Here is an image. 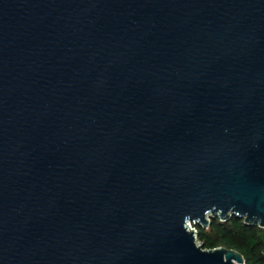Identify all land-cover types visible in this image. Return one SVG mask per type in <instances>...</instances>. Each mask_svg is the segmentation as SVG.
Here are the masks:
<instances>
[{
    "label": "water",
    "instance_id": "1",
    "mask_svg": "<svg viewBox=\"0 0 264 264\" xmlns=\"http://www.w3.org/2000/svg\"><path fill=\"white\" fill-rule=\"evenodd\" d=\"M264 229V0H0V264H245Z\"/></svg>",
    "mask_w": 264,
    "mask_h": 264
},
{
    "label": "trees",
    "instance_id": "2",
    "mask_svg": "<svg viewBox=\"0 0 264 264\" xmlns=\"http://www.w3.org/2000/svg\"><path fill=\"white\" fill-rule=\"evenodd\" d=\"M202 249L219 247L239 252L245 264H264V229L248 226L243 219L232 216L226 221L211 218L207 227L194 225Z\"/></svg>",
    "mask_w": 264,
    "mask_h": 264
},
{
    "label": "rangeland",
    "instance_id": "3",
    "mask_svg": "<svg viewBox=\"0 0 264 264\" xmlns=\"http://www.w3.org/2000/svg\"><path fill=\"white\" fill-rule=\"evenodd\" d=\"M210 219H211V218H209V220H210ZM190 227L194 229V225H193V224H191ZM194 230H195V229H194ZM195 231H196V230H195Z\"/></svg>",
    "mask_w": 264,
    "mask_h": 264
},
{
    "label": "built area",
    "instance_id": "4",
    "mask_svg": "<svg viewBox=\"0 0 264 264\" xmlns=\"http://www.w3.org/2000/svg\"><path fill=\"white\" fill-rule=\"evenodd\" d=\"M196 232V231H195Z\"/></svg>",
    "mask_w": 264,
    "mask_h": 264
}]
</instances>
